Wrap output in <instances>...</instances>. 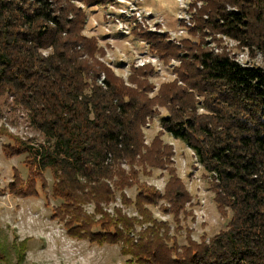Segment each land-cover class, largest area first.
<instances>
[{"label": "trees", "instance_id": "1", "mask_svg": "<svg viewBox=\"0 0 264 264\" xmlns=\"http://www.w3.org/2000/svg\"><path fill=\"white\" fill-rule=\"evenodd\" d=\"M112 1L0 0V105L4 99L24 109L43 135L25 138L0 125L11 141L4 155L26 154L28 168L26 179L15 169L6 190L38 196L39 187L48 190L49 171L60 200L52 217L73 237L118 245L130 263L264 264V67L242 64L222 43L225 36L251 58L264 57V0H191V23L180 24L196 40L140 32L166 64L179 60L176 77L155 95L153 65L126 78L84 32L85 6ZM161 108L162 128L147 142L144 128ZM165 132L194 151L229 219L211 237L197 240L182 224L192 194ZM153 169L168 172L163 189L141 178ZM28 242L0 226V264H25Z\"/></svg>", "mask_w": 264, "mask_h": 264}, {"label": "rangeland", "instance_id": "2", "mask_svg": "<svg viewBox=\"0 0 264 264\" xmlns=\"http://www.w3.org/2000/svg\"><path fill=\"white\" fill-rule=\"evenodd\" d=\"M191 0H114L107 3H97L85 6L87 22L85 33L96 36L101 46L106 48V60L115 71L128 78L132 69L150 63L154 72L149 80L156 88L176 77L173 68L179 63L175 57L166 64L150 49V43L140 32H167L171 40L180 41L192 37L185 25L180 21L191 23L188 12ZM223 45L242 64L256 63L264 67V57L259 55L251 58L246 50L236 46V42L223 36ZM212 43V42H211ZM217 45L216 42L215 44ZM1 101L3 117L0 125L4 124L12 132L25 138L34 137L43 140V135L34 129L28 120L27 113L21 107L7 105ZM164 108L150 120L144 128L147 142H151L161 127V117L166 114ZM163 139L175 147V166L178 175L182 177L192 194V201L187 206L185 214L181 215L183 226L192 228V236L199 240L202 236L211 237L228 225V217L221 216L214 201V193L210 187L208 172L198 163L194 151L180 138L165 132ZM10 141L6 136H0V226L13 239L29 238L28 252L25 264H134L128 262V257L120 253L116 244H98L87 238L73 237L68 233L64 223L52 217V206L60 204V200L52 195V174L47 171L48 190L44 192L39 187L38 196L23 197L14 195L6 189L17 169L26 179L28 168L25 164L26 154L7 158L3 147ZM143 180L163 189L169 179L166 170L153 169L151 176L141 175ZM131 197L136 189L127 190ZM119 204V203H118ZM112 207V206H111ZM160 219H169L171 215L163 214L158 207H152ZM89 212L93 206H88ZM133 213V208H126ZM180 241L184 243L185 231Z\"/></svg>", "mask_w": 264, "mask_h": 264}]
</instances>
